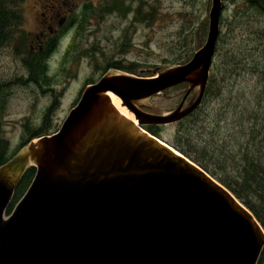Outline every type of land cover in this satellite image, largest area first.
I'll return each instance as SVG.
<instances>
[{"label":"water","instance_id":"water-1","mask_svg":"<svg viewBox=\"0 0 264 264\" xmlns=\"http://www.w3.org/2000/svg\"><path fill=\"white\" fill-rule=\"evenodd\" d=\"M222 9V0H210L204 43L186 62L146 78L104 73L55 133L31 139L0 165V264H257L264 232L252 214L142 129L180 122L199 106ZM183 84L171 112L139 110ZM28 168L33 178L5 215Z\"/></svg>","mask_w":264,"mask_h":264},{"label":"rangeland","instance_id":"rangeland-1","mask_svg":"<svg viewBox=\"0 0 264 264\" xmlns=\"http://www.w3.org/2000/svg\"><path fill=\"white\" fill-rule=\"evenodd\" d=\"M75 3L72 14L77 17L78 25L58 39L46 61L47 80L37 83L27 81L23 65L26 34L32 31L29 19L33 16L27 12L29 0H23L21 7L15 2L6 4L14 13H22L25 20L22 29L17 23L10 28V38L0 47L3 85L0 127L2 137L8 142V153L26 139V129L38 128L44 118L49 126L43 136L55 133L83 88L104 73L117 71L150 77L152 72L159 73L189 59L205 40L210 0H76ZM222 3L210 74L219 79L226 73L227 79L213 84L212 93L204 96L199 109L210 116L220 114L230 98L239 96L241 104L256 112V101H264L263 83H258L257 76L250 74L251 67L246 71L228 63V55L239 52L238 57H244L246 62L255 59L251 66L256 64L258 71L264 70V12L240 0H222ZM110 9L112 13L104 14ZM113 64L120 69L110 67ZM228 72L236 75L229 76ZM186 90V84L179 85L139 104L149 114L164 115L177 106ZM216 90L220 91V98L212 95ZM195 94L193 91L189 98ZM261 110L264 113V103ZM228 111L225 124L220 123L223 131L235 125L231 122L234 110ZM209 120L207 117L205 122ZM176 124L157 127L158 137L162 141L170 140ZM200 126L197 124L194 128ZM224 136L228 145L233 146L232 136L228 133Z\"/></svg>","mask_w":264,"mask_h":264},{"label":"trees","instance_id":"trees-1","mask_svg":"<svg viewBox=\"0 0 264 264\" xmlns=\"http://www.w3.org/2000/svg\"><path fill=\"white\" fill-rule=\"evenodd\" d=\"M240 1L264 12V4L261 0ZM15 14L11 9H8L6 11L7 21H4L0 6V47L10 38L8 37V35H11L9 30L14 26V24L10 23L14 22ZM55 48L56 43L53 42L50 47L36 55H31L28 51L23 54V65L27 70V81L37 83L39 80H47L46 61ZM238 53L234 54L233 52L228 55V63L233 64L235 68L240 66L241 70L246 69V71L251 67L250 74L253 73L254 76H257V82L263 83L262 85L264 86V70L258 71L255 68L256 64L251 66V63H255V59L246 62L244 57H238ZM186 61H183V63ZM110 67L120 69L115 64ZM237 73L240 74L239 72ZM228 75L236 74L228 72ZM224 79H227L226 73L221 74L219 79L209 73L204 96H209L212 93V86L217 80L222 81ZM2 87L3 85L0 83V89ZM213 93L212 95H216V98H220L219 90ZM204 96L192 114L177 122V129L170 140L162 141L158 137L157 127H144L143 129L192 162L227 190L252 214L256 222L264 230V113L262 110L260 111L264 101L261 102V99L256 101L254 106L255 110L258 109V111L255 112L254 109L240 103L241 97L233 96L234 98H230L229 103L227 101L228 104L224 111L210 116L209 113L201 112L199 109ZM241 106L242 109H240ZM229 109L234 110V118L232 117L231 122H234L235 125L228 131H223L220 123L224 122L225 124ZM236 109H240V111H235ZM49 113L50 109L47 110L46 115ZM207 117L211 120L205 122ZM197 124H201L199 129L194 128ZM48 126V120L44 118L38 128L26 129V139L21 141L11 153H8V142L2 137L0 127V165L10 159L16 151L31 139L43 136ZM225 133L230 134L234 139L233 142L235 143L233 146L228 145V141L224 138ZM33 175V168H28L23 173L5 210V215L10 213L13 206L22 197ZM257 264H260V262L258 261Z\"/></svg>","mask_w":264,"mask_h":264},{"label":"flooded vegetation","instance_id":"flooded-vegetation-1","mask_svg":"<svg viewBox=\"0 0 264 264\" xmlns=\"http://www.w3.org/2000/svg\"><path fill=\"white\" fill-rule=\"evenodd\" d=\"M22 1L23 0H1L0 6L1 12L4 16V21H7L6 11L10 9L6 4H13L15 2V5L18 3L21 7ZM75 2L76 0H29L27 12L33 16L29 19V27L32 28V31L29 33L27 32L26 39L27 51L31 55H36L37 53L44 51L50 47L53 42L57 43L58 39L65 36L69 29L78 25L76 21L77 17L72 14L76 6ZM110 13H112V9L105 10L104 12V14L107 15ZM124 14L126 16L127 12H124ZM24 21V15L22 13H16L14 22L10 24H14L16 26L15 23H17V25H19L22 29ZM139 110L145 112V109L143 108H139ZM263 255L264 247L258 260L260 264H264L262 261Z\"/></svg>","mask_w":264,"mask_h":264},{"label":"bare ground","instance_id":"bare-ground-1","mask_svg":"<svg viewBox=\"0 0 264 264\" xmlns=\"http://www.w3.org/2000/svg\"><path fill=\"white\" fill-rule=\"evenodd\" d=\"M108 96H109L110 102L115 107V109L118 111V113L121 116L125 117L126 119L131 120L133 122V124H135V121H134L132 115L129 114L123 107L120 106L119 100L110 94Z\"/></svg>","mask_w":264,"mask_h":264}]
</instances>
